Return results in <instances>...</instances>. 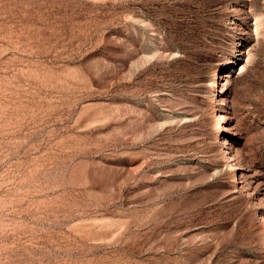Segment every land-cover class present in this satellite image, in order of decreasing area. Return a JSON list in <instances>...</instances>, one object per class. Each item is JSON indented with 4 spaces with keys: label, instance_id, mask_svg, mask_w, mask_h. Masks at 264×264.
Listing matches in <instances>:
<instances>
[{
    "label": "rangeland",
    "instance_id": "obj_1",
    "mask_svg": "<svg viewBox=\"0 0 264 264\" xmlns=\"http://www.w3.org/2000/svg\"><path fill=\"white\" fill-rule=\"evenodd\" d=\"M0 264H264V0H0Z\"/></svg>",
    "mask_w": 264,
    "mask_h": 264
},
{
    "label": "bare ground",
    "instance_id": "obj_2",
    "mask_svg": "<svg viewBox=\"0 0 264 264\" xmlns=\"http://www.w3.org/2000/svg\"><path fill=\"white\" fill-rule=\"evenodd\" d=\"M218 128H219V127H218ZM215 130H216V132H217V130H218V129H217V128H215ZM218 132H219V131H218Z\"/></svg>",
    "mask_w": 264,
    "mask_h": 264
}]
</instances>
